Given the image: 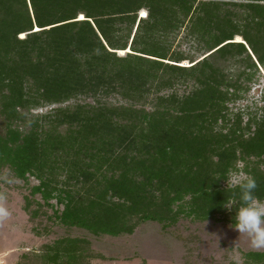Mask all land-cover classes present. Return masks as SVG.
Segmentation results:
<instances>
[{
	"label": "trees",
	"instance_id": "trees-1",
	"mask_svg": "<svg viewBox=\"0 0 264 264\" xmlns=\"http://www.w3.org/2000/svg\"><path fill=\"white\" fill-rule=\"evenodd\" d=\"M262 70L264 0H0V174L29 187L31 221L94 237L231 225L229 174L254 177L264 200V88L255 113L229 109ZM79 99L92 103L29 115ZM90 251L65 237L33 258L89 264Z\"/></svg>",
	"mask_w": 264,
	"mask_h": 264
},
{
	"label": "rangeland",
	"instance_id": "rangeland-1",
	"mask_svg": "<svg viewBox=\"0 0 264 264\" xmlns=\"http://www.w3.org/2000/svg\"><path fill=\"white\" fill-rule=\"evenodd\" d=\"M182 48L187 49L185 45ZM189 66L188 61L180 64V67ZM263 88L264 70L254 79L250 92L242 100L229 105L230 113H255L262 105L260 99ZM190 90V84L175 87L179 95L187 94ZM77 102L91 104L92 100L79 99L63 105L39 108L29 115H45L53 108L73 106ZM106 103L123 104L118 97H110ZM237 168L241 170L242 163H238ZM232 174L246 177L240 171ZM34 185L36 182L30 180L29 186ZM224 186L227 187L226 183ZM28 188L13 179L7 171L0 174V264H41L33 256L41 254L43 248L55 240L65 237L81 238L90 243V254L96 258L89 260V264H243V253L264 252V248L254 249L250 238L246 234H239L230 224L212 221L200 223L182 219L165 232L156 223H144L135 229L133 235L117 238L94 237L82 230L52 225L43 216L31 221L23 210ZM35 199L39 201L38 197ZM31 209L34 210L35 206ZM42 211L48 216L52 214L48 208Z\"/></svg>",
	"mask_w": 264,
	"mask_h": 264
},
{
	"label": "clouds",
	"instance_id": "clouds-1",
	"mask_svg": "<svg viewBox=\"0 0 264 264\" xmlns=\"http://www.w3.org/2000/svg\"><path fill=\"white\" fill-rule=\"evenodd\" d=\"M226 189L237 193L236 198L224 200L223 207L235 212L232 216V228L239 234H246L254 249L264 248V200L256 196L257 182L254 177L241 178L229 174L226 178ZM225 189V190H226Z\"/></svg>",
	"mask_w": 264,
	"mask_h": 264
},
{
	"label": "bare ground",
	"instance_id": "bare-ground-1",
	"mask_svg": "<svg viewBox=\"0 0 264 264\" xmlns=\"http://www.w3.org/2000/svg\"><path fill=\"white\" fill-rule=\"evenodd\" d=\"M145 17V13L141 12L140 18H144ZM84 18L82 16H80L79 20H83ZM236 42H242L240 38H236ZM126 52H129L128 50H126ZM119 55H123L124 52H118Z\"/></svg>",
	"mask_w": 264,
	"mask_h": 264
},
{
	"label": "water",
	"instance_id": "water-1",
	"mask_svg": "<svg viewBox=\"0 0 264 264\" xmlns=\"http://www.w3.org/2000/svg\"><path fill=\"white\" fill-rule=\"evenodd\" d=\"M128 53V52H127Z\"/></svg>",
	"mask_w": 264,
	"mask_h": 264
}]
</instances>
